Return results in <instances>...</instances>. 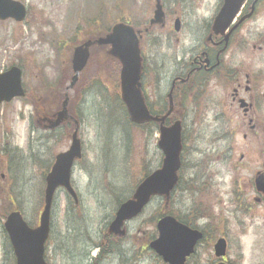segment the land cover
Listing matches in <instances>:
<instances>
[{
    "label": "rangeland",
    "instance_id": "rangeland-1",
    "mask_svg": "<svg viewBox=\"0 0 264 264\" xmlns=\"http://www.w3.org/2000/svg\"><path fill=\"white\" fill-rule=\"evenodd\" d=\"M19 1L28 7L26 20L0 22V71L19 66L26 92L22 98L0 104V165H7L10 158L13 176L0 180L4 187L0 189V224L13 194L23 207L25 219L37 225L43 206V174L54 156L70 146L74 125L68 122L61 131L46 136L32 129L39 127L38 117L43 113L58 110L67 93L68 110L77 116L83 142V157L73 171L78 203L75 205L62 190L55 195L47 259L50 264H91L89 250L93 243L99 244L118 203L133 193L144 175L158 168L162 160L158 132L147 133L146 127L125 118L122 105L115 99L120 65L107 46L91 48L76 86L66 90L74 75V48L88 39L103 37L120 20L124 11L121 0ZM149 1L135 0L140 13ZM212 2L209 0V5ZM210 11L203 8L201 12L207 17ZM224 58L220 76L205 80L179 116L185 119L186 131L185 163L177 190L169 198L152 199L130 222L124 239L117 240L115 251L110 242H104L106 259L100 264H118L119 254L124 264H165L147 246L157 237V219L165 214L205 231V238L186 264L214 263L213 244L218 236L225 235L229 242L227 256L233 264H264V202L253 199L255 188L247 182L253 181L255 165L264 162V153L263 158H259V152L252 153L245 168L233 166L241 149L235 150L233 159L232 84L228 72L233 56ZM242 144L241 136L237 137V147ZM261 144L264 149V138ZM206 153L212 160L209 172L214 173V183L204 193L199 181ZM232 188L233 217L227 210ZM237 195H241L240 201ZM3 250L9 253L0 244V264H13L9 255L2 260Z\"/></svg>",
    "mask_w": 264,
    "mask_h": 264
},
{
    "label": "flooded vegetation",
    "instance_id": "flooded-vegetation-1",
    "mask_svg": "<svg viewBox=\"0 0 264 264\" xmlns=\"http://www.w3.org/2000/svg\"><path fill=\"white\" fill-rule=\"evenodd\" d=\"M121 1L124 11L118 22L131 26L138 36L142 66L140 91L149 114L165 116L169 109V97L171 95L172 112L166 115L168 117L163 122L164 126L171 125L176 120L175 116H183L186 101H189L190 97L199 92L200 83L203 79L220 76L225 66L224 57L231 54L233 66L230 67L229 72L231 73L230 83L232 84L230 110L233 112V131H231L233 134V159L235 150L241 149L236 164L233 166L245 168L252 153L259 152V158H263L264 149L261 140L264 138V0L233 1V20L230 23L220 20L218 25H215V20L220 14L225 0H213L212 5H209V0H151L147 2L143 13L139 12L135 0ZM151 2H153L154 8H151ZM158 3L161 6V21L151 24ZM203 8H211L207 17L201 12ZM99 38L86 40L92 41L89 46V58L91 48L103 46L94 41ZM118 85L119 91L115 95V99L118 101L117 103L124 105L119 75ZM69 105L70 100H67L64 108L63 103H61L56 112L43 113L42 116L38 117L39 127L32 130H39L40 136L51 135L52 132L61 131L62 125L68 122L73 123V130L76 128L78 130L77 116L69 112ZM63 110L66 111L67 115L57 125V114ZM180 121L183 127L182 133H184L186 131L185 119L180 117ZM152 124L157 125L158 123L148 122L139 126L148 127ZM73 125L69 124V127H73ZM239 136H241L243 144L237 147V137ZM7 148L9 147L3 149ZM16 149L19 148L16 147ZM211 161L210 155L206 153L205 159H203V174L199 181L201 182L200 189H203L204 193H206L209 185L214 183V173L209 172ZM244 161L245 163L242 165ZM9 162L10 158L6 161L7 165H0V180L2 181L13 179ZM255 168L257 169L253 172V181L248 179L247 182L248 186H254L255 196L253 199L260 203L264 202V192L258 191L254 183L256 179L261 177L264 179V162L259 166L258 164L255 165ZM43 176L45 184L46 173ZM231 177L233 180V174ZM234 183H238V180L235 179ZM1 188L4 187L0 186ZM228 193L229 208L227 210L233 217V188ZM240 200L241 195H237V201ZM10 201V211H20L23 215V207L18 204L19 199L12 194ZM22 202L24 201L22 200ZM223 209H226L225 205ZM8 213L3 215L4 219ZM127 224L129 227L130 223ZM200 229L202 230H199L203 235L202 239H204L205 231ZM225 236H218L217 238L224 237L228 248L229 242ZM100 237L102 240L99 244L93 243L89 250L91 264H100L106 259L103 239L108 237L111 242L116 243L117 240L124 239L125 236L120 238L106 233ZM5 243L8 245L6 232L3 225L0 224L2 248H5ZM114 245L112 246L113 250ZM110 251L112 252V249H109L108 252ZM5 258L6 255L3 250L2 260ZM224 260L228 264H233V260L229 259L228 256ZM118 264H124L120 254Z\"/></svg>",
    "mask_w": 264,
    "mask_h": 264
},
{
    "label": "water",
    "instance_id": "water-1",
    "mask_svg": "<svg viewBox=\"0 0 264 264\" xmlns=\"http://www.w3.org/2000/svg\"><path fill=\"white\" fill-rule=\"evenodd\" d=\"M233 1L225 0L220 14L216 17L215 25L221 22L230 23L233 19ZM157 6L155 18L151 23L161 21L162 13ZM26 7L19 1L0 0V20L14 19L17 22L24 20ZM226 27V26H225ZM98 44L110 45L111 54L121 63L120 87L121 95L131 120L135 123L156 120L163 122L161 118L150 116L140 93L141 58L138 49V39L133 29L122 23L113 26L110 34L105 38L96 40ZM92 41L75 48L72 58L75 72L71 86L77 80L89 57V46ZM24 96L21 83V70L13 66L9 70L0 73V103L11 101L15 97ZM171 112V102L170 110ZM65 111L57 114L56 124L64 119ZM158 147L164 157L158 169L146 176L137 186L131 199L123 202L116 211L115 218L109 225V232L123 235L122 229L126 220L138 215L144 206L154 195L166 196L177 183V172L180 168L181 153V125L175 122L169 127L161 126ZM81 157V143L76 131L72 135V142L67 151L59 153L55 162L46 176V188L43 209L39 216V225L30 227L19 212H12L4 222V228L8 234L12 249L16 258V264H48L44 259L45 243L50 233V217L54 194L59 187H63L76 201L77 197L71 186L70 178L73 163ZM259 190L264 192L263 177L256 180ZM158 238L151 241L149 246L167 264H184L186 258L194 253L195 245L202 237V233L191 229L174 217L166 215L157 221ZM216 256L225 254V241L219 239L214 247ZM217 264H226L219 262Z\"/></svg>",
    "mask_w": 264,
    "mask_h": 264
},
{
    "label": "trees",
    "instance_id": "trees-1",
    "mask_svg": "<svg viewBox=\"0 0 264 264\" xmlns=\"http://www.w3.org/2000/svg\"><path fill=\"white\" fill-rule=\"evenodd\" d=\"M127 118H128V116H127Z\"/></svg>",
    "mask_w": 264,
    "mask_h": 264
}]
</instances>
